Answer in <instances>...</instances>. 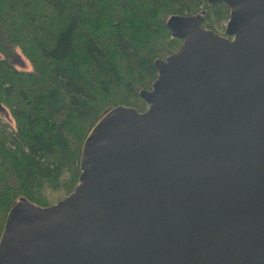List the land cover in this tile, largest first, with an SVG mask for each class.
<instances>
[{"label":"water","instance_id":"95a60500","mask_svg":"<svg viewBox=\"0 0 264 264\" xmlns=\"http://www.w3.org/2000/svg\"><path fill=\"white\" fill-rule=\"evenodd\" d=\"M166 22L180 48L88 134L75 190L41 207L21 198L0 264H264V0Z\"/></svg>","mask_w":264,"mask_h":264},{"label":"trees","instance_id":"16d2710c","mask_svg":"<svg viewBox=\"0 0 264 264\" xmlns=\"http://www.w3.org/2000/svg\"><path fill=\"white\" fill-rule=\"evenodd\" d=\"M199 13L219 34L230 10L208 0H0V238L21 198L47 207L75 190L83 144L109 110H146L139 93L152 88L155 61L181 46L168 18Z\"/></svg>","mask_w":264,"mask_h":264},{"label":"rangeland","instance_id":"374dc122","mask_svg":"<svg viewBox=\"0 0 264 264\" xmlns=\"http://www.w3.org/2000/svg\"><path fill=\"white\" fill-rule=\"evenodd\" d=\"M229 18H230V15H229ZM228 21H229V19L228 20H225V21H223L220 25H218V29H219V34L220 35H224V33H225V29H226V26H227V23H228ZM19 56V57H18ZM17 56V58L15 59V64H16V66L18 67V68H20V69H23V70H30L31 69V66H30V64L28 63V61L27 60H25L24 58H23V56H20V55H18ZM170 56V55H169ZM147 105V104H146ZM147 109V108H146ZM146 111V110H145ZM3 119V118H2ZM4 120V119H3ZM7 120H9L12 124H14L13 123V121L9 118V117H7Z\"/></svg>","mask_w":264,"mask_h":264}]
</instances>
